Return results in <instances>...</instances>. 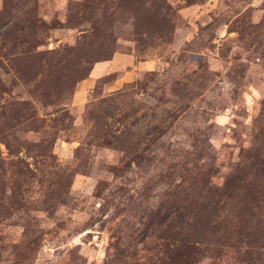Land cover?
Here are the masks:
<instances>
[{
    "label": "rangeland",
    "instance_id": "374dc122",
    "mask_svg": "<svg viewBox=\"0 0 264 264\" xmlns=\"http://www.w3.org/2000/svg\"><path fill=\"white\" fill-rule=\"evenodd\" d=\"M0 264H264V0H0Z\"/></svg>",
    "mask_w": 264,
    "mask_h": 264
}]
</instances>
